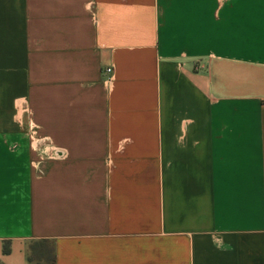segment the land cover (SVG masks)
Segmentation results:
<instances>
[{"label":"crops","instance_id":"0c3cea01","mask_svg":"<svg viewBox=\"0 0 264 264\" xmlns=\"http://www.w3.org/2000/svg\"><path fill=\"white\" fill-rule=\"evenodd\" d=\"M40 239L264 264V0H0V259Z\"/></svg>","mask_w":264,"mask_h":264},{"label":"trees","instance_id":"16d2710c","mask_svg":"<svg viewBox=\"0 0 264 264\" xmlns=\"http://www.w3.org/2000/svg\"><path fill=\"white\" fill-rule=\"evenodd\" d=\"M10 249L9 242H4L3 252L7 254ZM28 261L33 264H55L56 255L53 243L47 239L32 242L28 247ZM0 264L5 263L0 259Z\"/></svg>","mask_w":264,"mask_h":264},{"label":"built area","instance_id":"2783aa9c","mask_svg":"<svg viewBox=\"0 0 264 264\" xmlns=\"http://www.w3.org/2000/svg\"><path fill=\"white\" fill-rule=\"evenodd\" d=\"M107 72H111V68H107V70H106Z\"/></svg>","mask_w":264,"mask_h":264}]
</instances>
